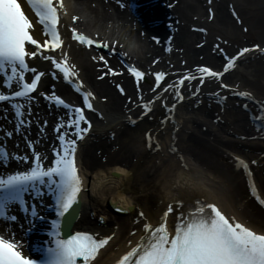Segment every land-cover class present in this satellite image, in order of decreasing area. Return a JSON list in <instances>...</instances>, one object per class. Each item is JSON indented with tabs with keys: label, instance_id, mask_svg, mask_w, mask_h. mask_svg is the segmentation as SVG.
Listing matches in <instances>:
<instances>
[{
	"label": "bare ground",
	"instance_id": "bare-ground-1",
	"mask_svg": "<svg viewBox=\"0 0 264 264\" xmlns=\"http://www.w3.org/2000/svg\"><path fill=\"white\" fill-rule=\"evenodd\" d=\"M161 1L165 6L159 17L165 18L168 24L155 29L151 26L149 31L160 38L158 45L151 43L143 55H136L127 49L125 39L141 40L138 31L142 29L128 31L130 17L134 19L132 23L140 24L122 5V0H64L67 15H62L60 31L64 40L63 52L74 72L69 81L76 89L80 87L83 94H92L90 102L94 109L84 110L92 128L77 143L76 161L83 188L71 232L112 237L93 264H118L130 250L129 241L135 246L140 239L143 224L151 222L155 225L169 204L175 208L169 216L172 230L180 212L176 206L183 202L189 210L197 198L215 203L225 214L236 216L257 232H264V204L260 203L264 200V95L249 93L257 111L256 119H250L242 105L226 95L230 89L220 84L228 79L225 76H204L203 84L197 79L190 84L185 80L179 85L181 77H202L204 74L199 71L202 67L224 72L228 63L226 58L234 45L231 34L237 30L235 18L239 11L228 0H211V3L209 0ZM73 17H79L75 24ZM263 22L264 18H261L255 27L262 29ZM73 27L80 34H91L109 48L115 47L116 53H123L122 62L116 56L105 55L108 66L121 74L104 75L107 68L99 62L100 54L93 47L79 55L80 44L72 40ZM35 38L42 39V34L37 33ZM259 46L264 49V44ZM160 47L165 50L160 52ZM242 49L236 50L231 57H237ZM262 53H246L226 73L237 69L252 55L256 57ZM51 54L63 62L59 51ZM125 63L140 71L154 70L155 75L165 74L162 81L167 82L163 90L167 91L145 87L140 82L144 77L137 84ZM30 66L46 73L32 99L14 101V105L9 101L0 102V150L9 153L8 159H0V177L14 174L17 166L22 171L34 167L33 151L46 157L41 161L45 168L53 166L52 151L59 145L58 137L67 133L66 139L75 138L72 132L75 128L64 127L60 132H54L53 127L64 124L68 115L74 116L73 109L83 108L81 95L64 81L63 75L50 62L33 60ZM31 75L28 73L26 77ZM102 75L104 78L100 79ZM177 75L179 77L175 79ZM9 89L12 88L7 86L5 79L0 78V94ZM53 94L70 107H56L48 101L46 97ZM220 97H223V104L217 107L212 102ZM17 104L23 105L20 111L24 115L20 116V121ZM144 105L151 109L147 114H144ZM135 118H138L136 122ZM114 119L120 123L113 126L110 136L89 138L85 142L94 130H103ZM16 125L20 128L16 129ZM81 127L87 125L81 122ZM6 130L12 131L11 138L7 137ZM234 134L245 136L249 142L233 139L231 135ZM25 155L29 160L21 162L18 158ZM237 158L248 165V172L238 167ZM252 182L260 200L251 193ZM45 188L41 187L42 198L36 194L31 196L37 205V217H33L31 211L19 216L10 208L11 215L17 217L12 230L23 250L31 238L35 242H49L24 231L45 225L40 219V215L46 214L44 205L49 203ZM105 206L131 215L119 220L110 216ZM141 212L144 217H140ZM100 214L107 215L103 226L92 217ZM0 234L12 237L2 219Z\"/></svg>",
	"mask_w": 264,
	"mask_h": 264
},
{
	"label": "snow or ice",
	"instance_id": "snow-or-ice-1",
	"mask_svg": "<svg viewBox=\"0 0 264 264\" xmlns=\"http://www.w3.org/2000/svg\"><path fill=\"white\" fill-rule=\"evenodd\" d=\"M62 15H67L64 0H0V78L5 79L7 86L13 89L11 97L0 94V102H7L12 98L32 99L31 94L37 91L46 73L36 66H30V61L50 62V65L63 73L65 79L74 75L63 52L64 40L60 31ZM78 19L79 17H73V24ZM71 32L72 40L81 45H87L89 48L95 45L98 49H108L110 55L117 54L121 57L124 55L116 53L115 47L109 48L106 43L80 34L75 27ZM37 33L42 34V39L35 38ZM57 51L61 53L63 62L51 54ZM252 51L264 52V49L259 45L255 49H242L237 57L228 58L224 72L232 69L239 57ZM93 59L96 60L97 57L94 56ZM98 60L107 68L104 75L121 74L108 66L109 62L105 55H100ZM127 68L139 84L145 73L131 64L127 65ZM199 71L204 74L200 78L201 84L204 83V76L218 78L223 75L208 67H202ZM28 73L32 75L26 79ZM103 78L102 75L100 79ZM163 78V73L155 75L157 88ZM191 79L196 77L185 76L179 81V85ZM76 91H80V87H77ZM120 91L124 90L121 88ZM241 95L248 96L247 93ZM91 96V93L84 94L83 102L87 109L94 110L90 102ZM54 98L57 104L65 108L70 107L63 99L55 96ZM179 98L183 99L182 96ZM21 108L23 105H16L18 116L24 115L20 111ZM144 108L145 114L151 110L148 105H144ZM73 112L74 118L66 125L61 124L56 131L60 132V128L64 127L75 128L76 138L66 139L67 133L58 137L61 148L54 150L56 158L53 166L45 168L41 161L46 157L33 151L34 167L16 171L6 178L0 177V219L17 220L15 215L9 214L10 208L17 203L24 206L25 212L31 211V215L37 217V208L27 204L25 195L29 194L30 190H35L36 196L42 198L44 193L41 187L48 189L55 199L58 217L51 222L52 232L49 233L54 246L37 249L40 256L34 259L22 251L21 245L14 238L0 234V264H93L101 250L112 240L111 236L102 238L99 234L80 232L62 238L61 226L64 231L71 232L74 212L80 203L83 188L76 161L77 139H84V134L92 128L83 108H75ZM81 122L87 127L82 128ZM8 135L11 136L12 132ZM8 158L9 153L0 150V159ZM18 159L27 162L29 157L25 155ZM237 161L238 167L248 172V165L240 158H237ZM250 189L252 195L260 200L254 182L250 183ZM260 203L264 204V200H260ZM176 207L180 212L173 222L172 230L169 228V216L174 213L175 208L169 204L167 211L155 225L151 222L143 224L140 239L135 246H131L129 241L130 250L120 258L118 264H264V232L255 231L236 216L225 214L215 203L201 201L199 198L192 204V210H187L188 205L183 202ZM139 215L144 217L145 214L141 212Z\"/></svg>",
	"mask_w": 264,
	"mask_h": 264
},
{
	"label": "rangeland",
	"instance_id": "rangeland-1",
	"mask_svg": "<svg viewBox=\"0 0 264 264\" xmlns=\"http://www.w3.org/2000/svg\"><path fill=\"white\" fill-rule=\"evenodd\" d=\"M228 1L232 3L233 8L239 11V16L235 18L237 30H235L234 33L231 34L234 45L231 48V51L228 53L226 59L230 58L233 55V53L238 49L241 48L255 49L257 45L264 44V22L262 23L263 25L262 29L255 27V23L261 20V18H264V0H228ZM124 2L122 0L123 6H125ZM133 21H134L133 17H130V23H128L127 29L130 32L142 29L141 31H138L141 34V40L137 41L133 38L129 39V37H127L125 39L127 40L126 42L128 43L127 49L132 50V52L135 53L136 55H143L146 48L149 47V44L155 42L158 45L160 38L152 34L148 28L142 25H136L135 23H132ZM82 34L88 38L100 42V40L94 38L93 36H91V34H88L86 32H82ZM153 37H155L156 39L154 40ZM92 47L100 55L101 54L110 55L108 49H104V48L98 49L95 47V45H93ZM88 48L89 47L87 45L80 44L78 49L79 52L78 54L84 55ZM163 50H165L164 47ZM163 50L162 47H160V52H162ZM111 55L120 58V61L122 62L121 56L116 54H111ZM125 67L127 68V63H125ZM142 72L145 73L144 81L142 80L140 81L142 85L148 88L153 87L152 89L163 90V87L167 82V80H163L162 83H160V86L157 88L155 81L156 72L154 70L149 72L143 69ZM178 77L179 76L177 75L175 79H177ZM222 77L228 78L226 81L223 80L220 82V84L226 85L227 88L230 89V91H228L227 92L228 94L226 95H229L232 100L241 104L242 109H244V111L249 115L250 119H256L257 111L255 110V100L249 97V93L255 92L264 95V53L260 55L258 54L256 57L252 55L251 57H249L248 60H246V62H244L241 66H238V68L233 70L232 72L228 74L226 72H223ZM183 78L184 77H181V79ZM200 78L201 76L196 77V79H191L188 81V84ZM221 78H219V80ZM162 92H165V89ZM242 93H247L248 96L246 97L244 95H241ZM222 99L223 97H220V99H216L212 103H214L217 107H220V105L223 104V101L221 102ZM148 112L149 111H147V113ZM137 119L138 118H135L133 120L136 122ZM116 121L117 119L116 120L114 119L110 123H107L103 128V130H94L89 137H86L85 142H87L89 138H97V137L105 138L107 136H110L113 133V129H114L113 126L115 124L120 123ZM131 125H133V123ZM231 137L240 142H249V140H247L245 136H242L240 134H234L231 135ZM158 159H160L159 156ZM178 165L180 166L179 163ZM175 168H177L178 170V167ZM175 168L174 171H176ZM105 208L107 212L110 214V216L116 217L119 220L129 218L131 215L130 212H124V211L117 212L111 206H105ZM92 217L99 225L103 226L105 224L104 217L107 218V215L105 216L103 214H100L98 217L97 216H92Z\"/></svg>",
	"mask_w": 264,
	"mask_h": 264
},
{
	"label": "water",
	"instance_id": "water-1",
	"mask_svg": "<svg viewBox=\"0 0 264 264\" xmlns=\"http://www.w3.org/2000/svg\"><path fill=\"white\" fill-rule=\"evenodd\" d=\"M146 2L150 6L151 10H155L154 12H156V13L158 11L160 12V10H161V0H146ZM137 4L138 3L136 2V0H131V6H132L133 10L135 11V13L138 14V15H142L141 12L137 9ZM157 17H158V14H157ZM165 22H166L165 18L163 20H161L160 17H158V19L156 18V20L151 21V24L158 25V27H159L160 25L161 26L165 25ZM78 211H79V205H78V207H76L75 212H74V217L75 218L78 215ZM61 230H62V233H63V237H67L68 235H70L69 232L64 231L63 226H62Z\"/></svg>",
	"mask_w": 264,
	"mask_h": 264
}]
</instances>
